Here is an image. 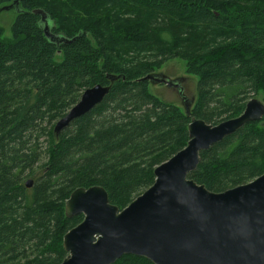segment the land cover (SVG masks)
I'll return each instance as SVG.
<instances>
[{"label":"trees","instance_id":"obj_1","mask_svg":"<svg viewBox=\"0 0 264 264\" xmlns=\"http://www.w3.org/2000/svg\"><path fill=\"white\" fill-rule=\"evenodd\" d=\"M19 7L9 37L0 26V264H61L63 235L83 217L65 215L75 188L100 185L122 209L186 145L192 117L217 124L240 115L253 95L264 99V0H20ZM34 8L48 14L54 34L80 36L49 41ZM173 58L197 77L189 116L140 79ZM107 74L121 77L55 136V122L84 89L108 85ZM262 173L264 124L252 121L201 151L188 178L221 192ZM113 264L152 263L123 255Z\"/></svg>","mask_w":264,"mask_h":264},{"label":"water","instance_id":"obj_2","mask_svg":"<svg viewBox=\"0 0 264 264\" xmlns=\"http://www.w3.org/2000/svg\"><path fill=\"white\" fill-rule=\"evenodd\" d=\"M19 1L12 0L0 11H22ZM32 13L40 16L51 42L70 43L80 36L56 35L43 9L34 8ZM120 77L107 74L108 85L84 89L55 122L54 135L99 104ZM140 79L175 90L185 115L191 114L195 97L186 95L183 77L170 78L159 71ZM263 117L264 103L257 98L249 99L240 115L217 124L192 117L186 145L157 165L153 183L122 209L109 202L100 185L75 188L65 200V215L83 217L63 235L66 256L61 264H113L123 255L143 257L152 264H264V173L221 192L188 178L198 166L201 151ZM24 184L30 188L33 179Z\"/></svg>","mask_w":264,"mask_h":264},{"label":"rangeland","instance_id":"obj_3","mask_svg":"<svg viewBox=\"0 0 264 264\" xmlns=\"http://www.w3.org/2000/svg\"><path fill=\"white\" fill-rule=\"evenodd\" d=\"M16 15L13 8L8 10L0 11V26L3 27L4 33L3 36L9 37L11 33V23ZM156 71L164 72L168 77H183L184 82L183 86L185 88V93L188 97H195V88L197 83V77L187 74L185 72V62L179 58H173L165 62L161 67ZM150 92L157 96L159 99L165 102H171L181 107L180 99L175 90L162 85V84H151L148 86ZM261 93H258V99H261ZM182 108V107H181Z\"/></svg>","mask_w":264,"mask_h":264},{"label":"flooded vegetation","instance_id":"obj_4","mask_svg":"<svg viewBox=\"0 0 264 264\" xmlns=\"http://www.w3.org/2000/svg\"><path fill=\"white\" fill-rule=\"evenodd\" d=\"M152 72H158V71H152ZM164 73V72H163ZM173 78H175V77H173ZM184 82V81H183ZM183 82L181 83V85L183 86ZM148 86H149V83H148ZM183 89H184V91H185V88H184V86H183ZM262 94V93H261ZM257 95H258V93L257 94H255V95H253V97L252 98H257L258 99V97H257ZM251 99V98H250ZM195 100V99H194ZM259 100H261L263 103H264V99H263V95H261V99H259ZM264 117L260 120V121H258V122H261V124L263 125L264 124Z\"/></svg>","mask_w":264,"mask_h":264}]
</instances>
